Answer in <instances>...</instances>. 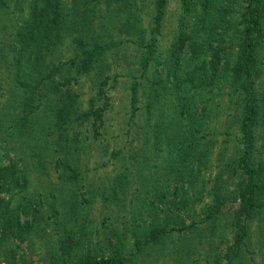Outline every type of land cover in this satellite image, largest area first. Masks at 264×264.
Masks as SVG:
<instances>
[{
	"label": "rangeland",
	"instance_id": "rangeland-1",
	"mask_svg": "<svg viewBox=\"0 0 264 264\" xmlns=\"http://www.w3.org/2000/svg\"><path fill=\"white\" fill-rule=\"evenodd\" d=\"M3 1L0 166L13 162L26 182L5 189L1 177L0 225L6 208H13L22 232L0 235V264H73L85 254L121 257L122 264H264V19L252 74V162L259 161L253 164L262 168L263 186L255 195L259 205L244 215L236 203L242 172L233 162L241 154L240 107L229 87L237 82L227 74L224 56L212 76L208 55H196L200 44L207 47L202 38L213 50L224 45L226 54L242 0H166L146 70L142 56L153 0H61V21L48 27L39 48L36 40L24 46L28 41L17 34L31 0ZM179 28L185 35L193 32L197 43H185L175 69L170 44ZM88 39L102 45L95 68L105 77L108 97L99 127L95 131L91 117H84L63 121L65 129L57 131L51 113L43 117L47 110L36 109L32 124L49 125L26 137L30 124L24 127L15 111L29 97L26 83L33 81L34 67L57 78L53 65L79 52L81 40ZM17 55L20 71L14 77ZM99 75L85 72L67 85L78 93L79 110L101 104ZM198 75L207 83L196 82ZM46 79L35 82L32 102ZM45 103L48 108L52 100ZM41 137L50 142H35ZM60 141L68 155L64 169L55 166L60 152L51 148ZM242 225L237 252L226 256ZM156 226L164 228L161 236L147 238Z\"/></svg>",
	"mask_w": 264,
	"mask_h": 264
},
{
	"label": "trees",
	"instance_id": "trees-1",
	"mask_svg": "<svg viewBox=\"0 0 264 264\" xmlns=\"http://www.w3.org/2000/svg\"><path fill=\"white\" fill-rule=\"evenodd\" d=\"M206 1L207 0H204V2ZM2 2L4 1L0 0V3ZM60 3L61 0H40V2L39 0H31L28 10V17L23 20L20 29L17 30V34L23 40L28 41L24 46H26L30 42V40H36L34 44H37L39 48L40 38L44 37V34L47 33H45V31H47L48 27L53 28L54 26H58L57 22L59 20L61 21L62 18L59 7ZM165 3L166 0H153L151 13L152 25L150 27L151 35L149 36L148 41H145L144 43L145 51L144 55L142 56V66L144 70H146L147 66L150 64L149 61L155 49L154 33L158 32L164 12ZM182 17H184V15ZM263 19L264 0H242V9L237 19L238 26L229 41V43L231 44L228 46L226 54L221 52V50L224 49V45L216 46V49L213 50V46L210 45V41L207 40V42L203 40V38L200 43L206 42L207 47H203L200 44L199 50L196 51V55H208L206 62L210 69L209 74H211L212 76L217 72L219 58L221 56H224L227 61L225 65L227 74L235 83L237 82V84H235L234 86L229 87H232L230 89V91L232 90V93L235 92V95L237 97L236 102L240 107L238 127L240 133L239 143L241 145V154H239L236 157V161L234 159L233 162H235V165H237L242 172L243 181L239 183V188L237 189L236 203L237 211L243 212L244 215H249L255 208V206L259 205V203L255 201V195L258 192L259 188L263 186L259 182V180L261 179L262 168L258 165L253 164L254 162L259 161L252 162V152L255 147V137L253 134V130L255 129L254 125H256L257 116V106L255 102L256 98L253 87L252 74L255 72L257 67L256 49L258 47V33L260 34V28ZM184 35L185 34H183L182 28H179L176 39H174V41H172V43L170 44V55L174 60L175 66L173 65V63L172 65L175 69H178V66L180 64L178 60L185 50V43L193 45L197 43V41L195 40L196 37L195 35H193V32L191 34H186L185 36ZM187 39L188 42L186 41ZM81 43L82 47L79 52H75L73 55L67 57L63 62L60 61V64L53 65V71L58 76L57 78H54L53 76L50 78L51 71L48 69L46 71H39L34 67L36 73L34 77H31L33 81H28L26 83V86L29 87V97L25 96V98H22L18 109L15 111L19 113L18 121L21 122L24 127L30 124L28 128L31 131H29L28 134H25L26 137L31 138L36 130L37 132H40L39 128H46L49 125L44 122H42L40 125L32 124L36 121V116H38L36 109H39V111L42 112L45 109L47 110L48 114L43 117H49V114L51 113V117H54V119L51 120L50 124L57 131H59L60 129H65V125L62 123L63 121L71 122L75 121L77 118L91 117V126L95 131L102 122V110L107 104L106 99L108 96L103 85L105 83V77L102 78V72L97 71V68H95V60H97L99 54L101 53L102 45L94 39H88L86 41L81 40ZM37 56L38 54H36L35 57ZM188 59H190V57ZM19 62L20 57L19 55H17L13 61V65L15 68L12 70V73L14 77H16V75L20 71ZM92 70H95L97 74H100L97 81L98 85L96 93L98 96L100 95L102 97V101L101 104H96L95 106L90 104L87 108L79 110L76 99L78 93L76 90H71L70 87L67 88V85L70 81L71 83H78V78L82 73H89V71ZM172 75L176 76L177 78L175 70L172 71L171 76ZM198 77L200 78L195 79L196 82H198L199 84L207 83L205 77H201L200 75H198ZM207 78L209 79V81L213 80L211 76H208ZM43 79L49 81L43 82L42 89L36 88V99L34 102H32V87L35 86V82H40ZM48 100H52V104H50L49 107L46 108L47 103L45 102ZM181 105L183 110L186 104L185 102H183L181 103ZM187 116H189V114ZM41 140L49 141L47 138L41 137V139H38L35 142ZM62 142L63 141H60L56 145L52 144L51 148L52 152H60L59 156H54V161H56L55 166H61L62 169H64L69 167V164L67 151L65 150V145ZM12 163L13 162H8L4 166H0V186L2 184L1 177H5V189L11 184H16L18 186L20 185L21 187L24 186L26 182L24 175L20 173L21 171H17L16 167H14ZM70 175L75 176V173H72ZM5 212L6 215L4 214V216L2 217L3 221L0 225V235H4L7 231L19 236L22 232L20 229L22 225H19L15 221V209L6 208ZM209 214H211V211L206 213V215ZM6 225L9 229H7ZM183 226L185 225H182V227ZM163 231V227H153L146 237L156 239L161 236ZM244 233L245 230L244 226L242 225L235 234L234 240L231 245V252L229 254L225 253L226 256H230L231 254L237 252L239 242L241 241ZM73 264H122V258L102 256L96 257L94 255L85 254L84 256L77 259Z\"/></svg>",
	"mask_w": 264,
	"mask_h": 264
}]
</instances>
